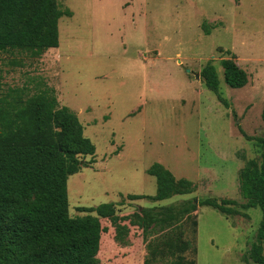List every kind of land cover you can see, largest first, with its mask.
Here are the masks:
<instances>
[{
    "label": "rangeland",
    "instance_id": "1",
    "mask_svg": "<svg viewBox=\"0 0 264 264\" xmlns=\"http://www.w3.org/2000/svg\"><path fill=\"white\" fill-rule=\"evenodd\" d=\"M59 45L33 57L0 53V97L20 90L24 97L47 87L59 107L73 112L83 136L95 147L67 181L68 217L112 204L119 217L145 209L179 207L205 199L236 203L232 215L197 207L183 228L193 264H253L261 213L246 208L239 172L260 161L264 138V0H56ZM209 35H206V33ZM247 75L242 89L223 82L221 61ZM212 65L219 96L200 78ZM155 163L175 180L193 186L187 195L162 202ZM129 196L141 197L130 200ZM100 264L152 262L143 231L128 222L119 237L100 220ZM264 257V241L262 242Z\"/></svg>",
    "mask_w": 264,
    "mask_h": 264
},
{
    "label": "trees",
    "instance_id": "2",
    "mask_svg": "<svg viewBox=\"0 0 264 264\" xmlns=\"http://www.w3.org/2000/svg\"><path fill=\"white\" fill-rule=\"evenodd\" d=\"M62 16L70 14L59 11L56 0H0V53L24 51L39 57L57 49ZM220 66L228 88L246 86L247 75L235 63L223 60ZM200 78L227 105L219 96V80L212 65L201 70ZM257 142L260 161H248L239 172L238 183L245 207L261 213L248 257L253 264H264V138ZM94 153L95 147L83 136L76 115L58 106L53 90L45 87L27 97L12 90L0 97V264H100L97 254L105 231L100 220H108L119 237L125 233L120 226L123 222L142 230L152 262L176 259L177 264H193L185 258L193 249L184 239L183 228L190 220L194 228L197 226V207H209L225 216L236 213L231 208L236 206L234 201L205 199L123 217L112 204H101L81 210L94 216L69 218L67 181L80 171L81 159ZM147 175L155 179L156 193L148 198L153 202L192 192L190 182L175 180L158 163Z\"/></svg>",
    "mask_w": 264,
    "mask_h": 264
}]
</instances>
